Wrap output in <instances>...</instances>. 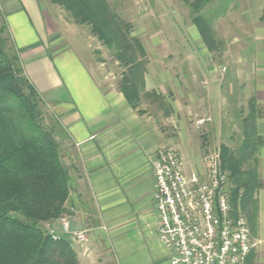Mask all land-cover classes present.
I'll return each mask as SVG.
<instances>
[{
    "label": "crops",
    "instance_id": "crops-1",
    "mask_svg": "<svg viewBox=\"0 0 264 264\" xmlns=\"http://www.w3.org/2000/svg\"><path fill=\"white\" fill-rule=\"evenodd\" d=\"M49 5L53 6L45 0H0V28L9 34L27 78L48 106V128L70 175L67 205L77 213L63 240L76 252L79 264H115L116 255L132 263L147 247L161 245L152 170L157 150L174 144L191 176L202 175L203 156L225 144L218 86L210 88L207 81L191 80L177 85L185 90L204 85V110L212 122L205 131L190 124L195 112L189 113L188 108L194 104L197 110L200 100L194 94L187 96L189 101L182 96L186 106L181 114L175 113V122L166 118L173 128L168 132L157 116L140 112L119 89L97 79L91 54L86 50L85 59L70 43ZM172 15L178 23L177 15ZM262 93L256 91L262 111L256 127L258 137L264 140ZM254 164L260 186L248 214L254 237L245 264H264V144ZM54 224V230L62 234L60 223ZM78 232L87 233L83 245L73 235Z\"/></svg>",
    "mask_w": 264,
    "mask_h": 264
},
{
    "label": "trees",
    "instance_id": "trees-1",
    "mask_svg": "<svg viewBox=\"0 0 264 264\" xmlns=\"http://www.w3.org/2000/svg\"><path fill=\"white\" fill-rule=\"evenodd\" d=\"M213 0L191 4L192 23L206 46H218L213 24L200 13ZM92 33L125 69L122 93L134 108L146 91L147 57L132 27L122 21L107 0H50ZM6 30L0 28V264H79L77 254L42 229L67 214L70 175L60 146L43 118V100L27 78ZM151 96V95H150ZM164 107L162 98H158ZM164 102V101H163ZM242 111V110H241ZM166 114L169 116L170 111ZM260 114L248 101L241 125L244 142L239 156L228 145L220 148L222 170L229 173L233 217L238 208L249 214L259 188L254 163L262 139L257 135Z\"/></svg>",
    "mask_w": 264,
    "mask_h": 264
},
{
    "label": "rangeland",
    "instance_id": "rangeland-1",
    "mask_svg": "<svg viewBox=\"0 0 264 264\" xmlns=\"http://www.w3.org/2000/svg\"><path fill=\"white\" fill-rule=\"evenodd\" d=\"M107 1L122 21L131 25L132 37L141 42L146 53L148 61L146 79L150 87L147 92L151 96L142 95L138 103V107L141 108L140 112L146 111L145 113L157 116L161 125L168 132H172L173 128L170 127V122L166 118L171 119L172 117L175 122V113L181 114V110L186 106L185 99L194 94L199 97L200 101L196 103L197 110L193 107L194 104L188 108L189 113H196L192 115L193 119L190 124L196 126L198 130L205 131L204 128L212 121L204 110V85L198 88H187V90L177 85L189 80L200 82V84L207 81L210 88L216 84L222 103L223 142L239 156L244 142L241 121L248 108V101L254 100L259 108L256 91L259 89L264 92V0H213L202 10L200 14L213 24L218 40V46L214 51L206 46L197 27L192 23L194 13L190 5L196 0ZM48 2L50 0H45V3ZM47 7L64 28L65 36L70 37V43L80 54L83 55L86 50L91 54L97 79L122 92L125 69L92 33L91 27L76 24L71 15L58 6L49 5ZM172 12L177 15L178 23H174ZM5 35L10 38L9 34L5 33ZM11 44L13 46L12 41ZM15 51L21 62L16 49ZM258 52L261 53L257 54ZM84 55L83 57L87 59ZM86 62L89 63L88 60ZM260 97L264 103V93ZM158 98H162L164 107H161ZM192 99L194 101L193 97ZM187 100L190 99L187 98ZM168 110L170 111L169 116L166 114ZM50 117L48 106L43 102V118L46 127H48ZM204 134L205 137L208 136L207 133ZM215 149L209 150L203 156L204 173L202 175L188 176L186 174L183 159L174 144L162 146L157 150L152 160V170L157 153L161 150H171L178 156L185 176L203 178L207 172L204 159L206 155L218 151ZM250 168L257 171L254 163L247 164L244 171ZM231 186L229 179L227 186L229 195H231ZM68 201L66 203L67 214L54 222L42 225L46 234H50L51 225L54 226L56 222L61 224V219H67L71 224L77 211L68 207ZM239 215L245 217L251 236L254 237L250 220L240 207L238 208ZM83 233L86 241H78L79 245L85 244L88 240L87 233ZM61 241L65 242L63 239ZM114 260L115 264H169L170 253L162 245H155L136 254L132 263H125L119 255H116Z\"/></svg>",
    "mask_w": 264,
    "mask_h": 264
},
{
    "label": "built area",
    "instance_id": "built-area-1",
    "mask_svg": "<svg viewBox=\"0 0 264 264\" xmlns=\"http://www.w3.org/2000/svg\"><path fill=\"white\" fill-rule=\"evenodd\" d=\"M204 163L203 178H188L174 152L157 153L153 170L159 242L170 253L169 264H245L253 249L251 233L244 216L232 215L229 175L222 170L220 151L206 155ZM60 225L62 234L50 226L55 241L71 230L67 219ZM73 235L86 241L83 232Z\"/></svg>",
    "mask_w": 264,
    "mask_h": 264
}]
</instances>
